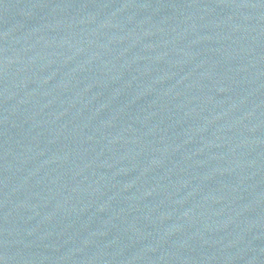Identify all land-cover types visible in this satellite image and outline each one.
Returning a JSON list of instances; mask_svg holds the SVG:
<instances>
[{
  "label": "water",
  "instance_id": "1",
  "mask_svg": "<svg viewBox=\"0 0 264 264\" xmlns=\"http://www.w3.org/2000/svg\"><path fill=\"white\" fill-rule=\"evenodd\" d=\"M259 0H0V232L110 149Z\"/></svg>",
  "mask_w": 264,
  "mask_h": 264
}]
</instances>
